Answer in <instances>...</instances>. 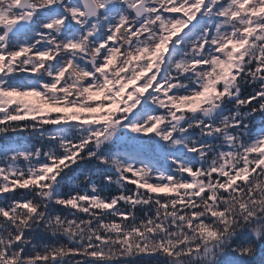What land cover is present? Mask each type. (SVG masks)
<instances>
[{
  "label": "snow or ice",
  "instance_id": "1",
  "mask_svg": "<svg viewBox=\"0 0 264 264\" xmlns=\"http://www.w3.org/2000/svg\"><path fill=\"white\" fill-rule=\"evenodd\" d=\"M0 139V264H264V0H0Z\"/></svg>",
  "mask_w": 264,
  "mask_h": 264
},
{
  "label": "trees",
  "instance_id": "2",
  "mask_svg": "<svg viewBox=\"0 0 264 264\" xmlns=\"http://www.w3.org/2000/svg\"><path fill=\"white\" fill-rule=\"evenodd\" d=\"M245 91H249V89H245ZM260 119H261L260 116L257 115V117H256V124L257 125H259ZM9 138L15 139L14 137H11V136ZM0 143H3V139H0ZM92 179L96 182L100 181V177L95 174L94 170H93V174H92ZM101 187H102L103 194H105V195H113L117 191V189L114 185L111 188H105L103 185H101ZM66 190H67V188H66ZM45 242L49 243V244H56V243H60V242L66 243V241L63 239H61L60 241H56L52 238L47 239ZM134 264H142V262L137 259L136 261H134Z\"/></svg>",
  "mask_w": 264,
  "mask_h": 264
},
{
  "label": "rangeland",
  "instance_id": "3",
  "mask_svg": "<svg viewBox=\"0 0 264 264\" xmlns=\"http://www.w3.org/2000/svg\"><path fill=\"white\" fill-rule=\"evenodd\" d=\"M29 99H32L31 97H29Z\"/></svg>",
  "mask_w": 264,
  "mask_h": 264
}]
</instances>
